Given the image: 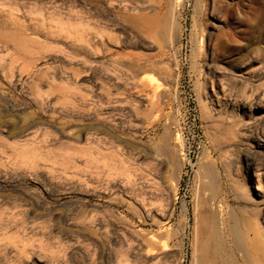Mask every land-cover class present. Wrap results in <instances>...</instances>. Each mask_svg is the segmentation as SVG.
Here are the masks:
<instances>
[{
	"label": "rangeland",
	"instance_id": "obj_1",
	"mask_svg": "<svg viewBox=\"0 0 264 264\" xmlns=\"http://www.w3.org/2000/svg\"><path fill=\"white\" fill-rule=\"evenodd\" d=\"M174 2L0 0V264H191L196 204L264 243V0Z\"/></svg>",
	"mask_w": 264,
	"mask_h": 264
},
{
	"label": "bare ground",
	"instance_id": "obj_2",
	"mask_svg": "<svg viewBox=\"0 0 264 264\" xmlns=\"http://www.w3.org/2000/svg\"><path fill=\"white\" fill-rule=\"evenodd\" d=\"M178 2H179V0H175L174 6H176V3H178ZM67 21H68V19L65 21L66 24L63 23L64 24L63 27H61V26L59 27L58 26L59 31L61 33H62V31L65 32L67 35L71 36L70 38H72V36L74 35L75 36V41H77V42H80L81 41L82 44L88 45L87 44L88 42L86 40L81 39L82 36L80 34V31L77 30V28L74 29L72 27L71 22L67 23ZM58 23H59V25L61 24V22H58ZM162 30H164V29H162ZM26 31H28V30H26ZM81 33H83L82 30H81ZM21 36H23V35H21ZM6 38H8V37H6ZM14 38H15V35H14ZM14 40H15V43L18 42V45H19V41L17 40V38H15ZM10 42H12V40ZM32 43L36 44L34 41H32ZM22 44L23 43L21 42L20 45H22ZM13 45L15 46V44H13ZM72 45L76 46L75 43H72ZM20 48H23L24 49L25 48V44H24V47L22 45V47L20 46ZM28 48L29 47H27V49ZM24 50H26V49H24ZM27 51H25V52H27ZM72 59H73V56H72ZM25 60H26V58H25ZM71 72L73 73L74 71L72 70ZM72 73H70V77H74L75 73H73V74ZM75 77H76V75H75ZM146 83H142L141 84L142 85V92H143V94H142L139 102H140V106L144 108V111L145 110H149L150 111V110H154L156 108V106H157V100H158L157 98L160 96L159 95L160 93L158 94V92H159V86L158 85H156L153 82H150L148 84H146ZM181 139L182 138L180 137V135H176L175 136V142H176V144H177V146L179 148L182 146V140ZM26 143L24 142L23 144H26ZM165 150H167V149H165ZM207 164L201 165L199 169H200V171L203 174L209 175V181L207 180L208 182H205V183L206 184L208 183L211 189L217 188L218 185L216 184V181H215V178H214V173L212 172V168L210 167L211 165L208 166ZM202 173H201V176H199L201 178H203L202 177V175H203ZM177 178H179V177H177ZM177 178H175L173 180V184L175 186H176V183H177ZM209 191H211V190H209ZM214 192H215V190H214ZM209 200H211V199H209ZM218 204L217 205H215V204L213 205L212 204L211 206H208V209L207 210L205 209L204 211L198 210L199 207L197 208V204L194 205V209H193V213H194V216H193L194 217V224H193V232H192L193 233V244H192V259H191V264H229V262L227 260L228 259V256H224V244H225L226 237L228 235H230V234L233 236V241H234L236 247L240 249V247L242 246L241 237L239 236V230L237 228V224H236L235 219L231 218L229 221H226L225 218H224V212H223V209L221 207V203H220V205H218ZM204 206H205V204H204ZM255 234L256 233H254V235ZM258 241L259 240H256V238H254V236H253L251 238H248L247 241H246L247 243H245L246 244L245 251H243V252L245 253L244 256H245V259H246V263L247 264H264V243L262 244L260 241L259 242Z\"/></svg>",
	"mask_w": 264,
	"mask_h": 264
}]
</instances>
